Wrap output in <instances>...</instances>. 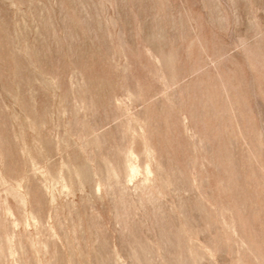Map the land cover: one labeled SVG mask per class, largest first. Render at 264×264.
Returning <instances> with one entry per match:
<instances>
[{
  "label": "rangeland",
  "instance_id": "obj_1",
  "mask_svg": "<svg viewBox=\"0 0 264 264\" xmlns=\"http://www.w3.org/2000/svg\"><path fill=\"white\" fill-rule=\"evenodd\" d=\"M0 264H264V0H0Z\"/></svg>",
  "mask_w": 264,
  "mask_h": 264
}]
</instances>
